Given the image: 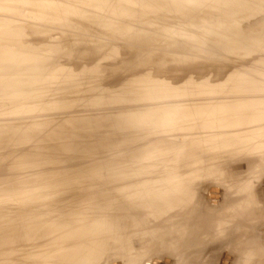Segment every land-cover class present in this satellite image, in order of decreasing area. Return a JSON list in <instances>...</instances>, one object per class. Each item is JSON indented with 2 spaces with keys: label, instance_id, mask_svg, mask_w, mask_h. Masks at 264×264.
Listing matches in <instances>:
<instances>
[{
  "label": "rangeland",
  "instance_id": "obj_1",
  "mask_svg": "<svg viewBox=\"0 0 264 264\" xmlns=\"http://www.w3.org/2000/svg\"><path fill=\"white\" fill-rule=\"evenodd\" d=\"M130 1L0 0V264L264 259V0H251L247 15L249 0H150L151 10L135 0L125 9ZM188 106L197 115L177 116ZM180 157L224 171L219 184H197L217 223L195 221L194 234L145 212V197L164 195L169 173L159 170ZM220 182L251 185L252 239L240 223L220 236L229 204ZM88 193V225L74 239ZM126 212L136 225L117 224ZM102 215L115 219L103 235Z\"/></svg>",
  "mask_w": 264,
  "mask_h": 264
},
{
  "label": "bare ground",
  "instance_id": "obj_2",
  "mask_svg": "<svg viewBox=\"0 0 264 264\" xmlns=\"http://www.w3.org/2000/svg\"><path fill=\"white\" fill-rule=\"evenodd\" d=\"M117 2L118 1H116V4H117ZM135 2H136L135 0H132V1L128 2V3H130V5L127 4L125 6V9H126V7H131V6H136V5L139 6L138 4H134ZM255 2H256V0H255ZM146 3L147 4H144V6L147 9L155 8V7H152V5L154 4L152 1L147 0ZM151 3H153V4H151ZM248 3H249L248 4L249 5L248 6L249 9L247 11L246 10H244V11L242 10L243 13H244L243 15H247L248 11L256 6V4L254 2L252 3L251 0H249ZM141 6H143V5H141ZM155 6H157V5H155ZM221 8L225 9V10L231 9L230 7L229 8L221 7ZM238 8L241 9L240 7H238ZM242 11H239V12L242 13ZM240 105H243V104H240ZM200 107H202V106H200ZM177 108H178V109H176L177 110V116L183 115L185 117H193L194 115H197V113L193 112L194 111V106H188L186 108L182 107V108H184L182 110H181V108L179 110V107H177ZM189 130L193 131L195 129L192 128V127H188V130L186 132H188ZM183 134H184L185 138L189 137V134H185L184 131H183ZM186 143H188V142H185L183 145L186 146ZM181 144H182V142H181ZM176 147H179V143H177ZM180 158H182V157H180ZM205 158L206 157L194 158L193 159L194 162L185 161V160H183V158L179 159V160H176V161H175L176 158H173V161H171V160L167 161L168 164L166 165V167L163 166L165 170H161V169L159 170L162 173H166V172L169 173V177H168L167 182H166V187H164V190H162L164 192L161 191L164 195H162L160 197L159 196L154 197L152 195L145 197L143 200L146 199L145 201H149V202H147V208H146L147 210H145V212L149 213V214H156V216L159 219L168 218V217H172L173 218L174 217L173 219H174V222H176L175 223L176 225H173V226L179 228L180 231H184L185 233L187 232L189 234H190V230H191L190 227H192L190 225H191V223H193L195 221H200V223L202 222L203 224H209V226H215L217 222L215 220H212V218H208L209 212H207L204 209L205 207H202V205L200 203V190H201V188L203 186H200V185H197V184L198 183H202L209 176L213 177V178H214V176H216L218 178L219 176H221L223 174L224 171H223V169H221L220 163H213V161H210V160L205 159ZM238 160L239 159H237V162H239L241 159L239 161ZM140 161L141 162H145V159L140 160ZM204 168H207V171H210V173H207V175L204 176V177H199L198 171H199V173H201L204 170ZM209 168H212V170H210ZM155 172H156V170H155ZM171 173H172V176H170ZM131 174H130V177L133 175V174L132 175ZM155 176H158V175H155ZM155 176L153 177V175H152V178H155ZM130 177H128V178L130 179ZM215 178L213 179V182H216V180H218L217 181V183H218L219 179L215 180ZM135 180L136 179L134 178V182H136ZM128 181L131 183L133 181V179H132V181H131V179L128 180ZM210 181H212V180H210ZM160 182L162 184V182H164V180L163 181L160 180ZM225 182H223L224 184H222V182H220V184L223 185L222 189L224 187L227 188V193L228 194L225 193L226 196L223 195V197H226V198L230 199L231 202L228 199H224V198L222 199L220 197V199H222L221 200L222 202L224 200H227L228 203H229L228 206H226V207L225 206H222V207L220 206L221 208H223V210H221V211H225L226 210V212H223V213H225L224 215H223V213L221 211H220L221 213L219 212L221 214V215L220 214L219 215L225 221V224L223 226L221 225V227H223V228H221L220 236L228 235L230 237V235L233 234V230L230 229L227 226L228 223H240V224L245 225L247 227V228H243L241 230L242 232H245L246 238L252 239L253 235L255 234V232L253 230V224L254 225L256 224L255 223V216L257 214L255 215V208L252 205H250V203L247 200L250 197L247 196L249 193L246 194V190L251 185L249 184V186H247L248 182H249L248 181L247 185L246 184L245 185H241L238 189L237 188L235 189L233 187L232 183H228V184L226 183L225 184ZM130 183H128V185H130ZM136 185L138 186V182L135 183V187H136ZM179 185H181L182 187H179ZM89 186H90V183H87L83 187H89ZM130 186H132V183H131ZM133 186H134V183H133ZM215 186H216V184H215ZM244 186H247L246 189L244 188ZM129 189L132 190L130 187H128V192H130ZM86 191H88V189ZM221 191H223V190H221ZM224 191H226V190H224ZM248 191H249V188H248ZM236 194H237V198H234L235 199L234 200L233 196H235ZM89 195L90 194L88 193V196L86 195L84 197L83 201H82V204H81L82 207L81 208L84 211V214H83L84 216H82L81 219L79 220V222L76 224L77 225L76 226L77 227V229H76L77 233H75V235L73 236L74 239H75L76 235H78L81 232V230L85 226L88 225L87 221H89V220H87L88 219V215L87 214L89 213V210L87 208L88 207L91 208L90 204L92 203V201L89 199ZM128 197L130 198V196H128ZM215 198H218V197H215ZM252 199L253 198H251V200ZM75 201H76V199H75ZM227 201H224L226 205H227ZM111 202H113V201H111ZM138 202H140V201L139 200H137V201L133 200L130 204H132V203L135 204L136 203L135 205H140V207H142L143 206V205H141L142 203L139 204ZM64 206L65 207L67 206V202H65ZM108 206L110 207V205H108ZM109 207H108V209H109ZM111 208H112V206H111ZM69 209H70V207H69ZM65 211H66V208H65ZM217 213H218V210H217ZM105 214L108 215V213H105ZM86 215H87V217H85ZM102 216H104V215H102ZM110 216H112V215H110ZM256 217H258V216H256ZM114 220L115 219H113V218H109V217H105L104 216V217H102V219L99 222L95 223V226L100 227V233L103 235V233L104 234L108 233V231H110V229L113 227L112 222L114 223ZM146 220H147V218H146ZM137 223H138L137 217L134 216L133 214H127V212H126L125 217L121 216V217H119L117 219V224L121 225L120 227L125 226V225L132 226V225H136ZM173 226H167V227L169 228V227H173ZM192 228H194V227H192ZM164 230H166V229H164ZM192 230H191V232H193V234H194V231H192ZM195 230L197 231V228ZM162 233H163V231H162ZM163 235H164V233L162 234V236ZM166 235H168V234H166ZM170 235H169V237H170ZM191 235H192V233H191ZM177 236H178V234H177ZM201 237H203V239H208V238L212 237V234L205 232V235H202ZM162 238L166 239V237H162ZM170 238H172V237H170ZM190 242L192 243V240ZM188 244L186 245L187 246L186 249L188 248V246H192V244L191 245H188ZM87 246H89V245H87ZM169 246L170 245H168V247ZM184 247H185V245H184ZM171 248L175 249L178 252V250L182 251L183 247L180 248L179 245H174ZM255 249H257V248H254L253 252L250 253L251 254L250 256H253V257L257 258V256L260 255L261 253H259V252L256 253ZM79 250H81V249H79ZM235 250L236 249H233V251H235ZM87 251L88 250H86V252ZM96 252L92 249V250L89 251L88 254H95ZM99 252H100V250H99ZM101 252L104 253V250L101 251ZM96 258H99V257H96ZM84 260H85V257H84ZM89 260H91V259H89ZM164 264H166V263H164ZM171 264H172V261H171ZM256 264H264V259L258 260V258H257Z\"/></svg>",
  "mask_w": 264,
  "mask_h": 264
}]
</instances>
